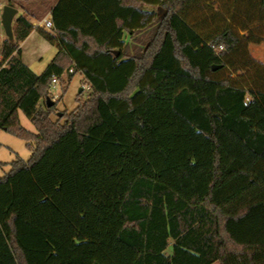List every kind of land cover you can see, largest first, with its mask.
I'll list each match as a JSON object with an SVG mask.
<instances>
[{"label":"trees","instance_id":"1","mask_svg":"<svg viewBox=\"0 0 264 264\" xmlns=\"http://www.w3.org/2000/svg\"><path fill=\"white\" fill-rule=\"evenodd\" d=\"M24 1L7 0L26 14L2 45L0 131L31 156L0 177V264H264V0ZM48 10L57 52L36 73L20 43ZM77 71L91 91L54 121L52 75Z\"/></svg>","mask_w":264,"mask_h":264},{"label":"rangeland","instance_id":"2","mask_svg":"<svg viewBox=\"0 0 264 264\" xmlns=\"http://www.w3.org/2000/svg\"><path fill=\"white\" fill-rule=\"evenodd\" d=\"M220 1H223L227 4L228 0H212L211 5H215V9H222L225 11V7L221 4ZM237 4H245L244 0H236ZM1 5L7 4V0H0ZM247 5V4H246ZM245 5V6H246ZM224 7V8H223ZM258 8V5H257ZM44 9V7L42 8ZM148 9L154 10L157 14H162L165 12V9L162 8L159 4L149 5ZM0 7V15H1ZM28 16V15H27ZM46 14L44 15V17ZM43 17V18H44ZM31 20L32 17L28 16ZM15 22V21H14ZM14 26V25H13ZM253 29V34L257 38H264V21H261L260 18L254 22L251 26ZM247 34V32H242ZM3 38H7L5 34V29L0 23V48L3 44ZM22 53L21 57L27 65L31 67L36 73H41L46 66L51 62L53 57L57 52V47L46 40L40 32L35 29L33 33L25 40L22 44ZM249 51L251 56L262 63L264 66V41L261 43H251L249 44ZM67 72L63 74V81L53 87L50 85L49 94L54 93L58 95V99L55 105V108L50 114V118L54 121L61 120L64 121V115L66 112L73 111L79 104V100L85 101L91 91L90 84L85 79L84 74L81 71H77L70 81L67 80ZM83 88V92H80V89ZM47 104L42 102L40 109L46 111ZM59 113H62V116H59ZM164 112H161V116H166ZM21 123L27 129L36 132V128L33 122L22 112H19ZM18 156L24 159H28L31 156V151L26 145V141L21 139L7 131H0V161L5 162L3 166H0V177L4 176L11 168V162L15 160Z\"/></svg>","mask_w":264,"mask_h":264},{"label":"water","instance_id":"3","mask_svg":"<svg viewBox=\"0 0 264 264\" xmlns=\"http://www.w3.org/2000/svg\"><path fill=\"white\" fill-rule=\"evenodd\" d=\"M18 13V9L14 6L5 4L2 8V13L0 15V23L3 25L5 29V34L7 38L14 39V32H13V22L16 14ZM83 88L80 89V92ZM54 101L47 97L46 104L48 107L54 105ZM59 116H62V113H59Z\"/></svg>","mask_w":264,"mask_h":264},{"label":"crops","instance_id":"4","mask_svg":"<svg viewBox=\"0 0 264 264\" xmlns=\"http://www.w3.org/2000/svg\"><path fill=\"white\" fill-rule=\"evenodd\" d=\"M46 1L47 0H25L24 1V4H25V6L26 7H29L30 9H32V10H37V11H42V12H45V10H46V6H45V4L44 3H46ZM55 2L57 1V0H54ZM0 4H1V2H0ZM44 7V9H42ZM148 7V6H147ZM16 8L18 9V13L16 14V16H15V18H14V21L16 20V18H17V16H19V15H21V14H26V11H25V9L23 8V7H20V6H16ZM1 11H2V9H1ZM32 17V16H31ZM44 18H47V19H51L52 21H53V19H52V14H51V11L50 10H48V12L46 13V16L44 17ZM43 19V18H42ZM37 20H41V19H38V18H35V17H32V19H31V21L34 23L35 21H37ZM13 25H14V22H13ZM35 29H37V27H35ZM34 29V30H35ZM33 30V31H34ZM33 31L30 33V35L33 33ZM48 31V30H47ZM54 31V30H53ZM29 35V36H30ZM28 36V37H29ZM28 37L25 39V40H27L28 39ZM24 40V41H25ZM3 41H4V38H3ZM24 41H22L21 43H20V46H21V44L24 42ZM3 45V44H2ZM56 46V45H55ZM1 50H2V47L0 48V52H1ZM21 50H22V47H21ZM24 61V60H23ZM27 64V63H26ZM5 131V130H4ZM213 264H220L219 262H215V263H213Z\"/></svg>","mask_w":264,"mask_h":264},{"label":"built area","instance_id":"5","mask_svg":"<svg viewBox=\"0 0 264 264\" xmlns=\"http://www.w3.org/2000/svg\"><path fill=\"white\" fill-rule=\"evenodd\" d=\"M4 5H1L0 4V7L1 9L3 8ZM34 26L35 27H42L48 31H53L55 29V25L53 23V21L51 19H47V18H43L41 20H37L35 21L34 23ZM0 59H2V53L0 52ZM74 70V66L70 68V72H73ZM60 76L56 75V74H53L52 75V78H51V84L50 85H53V87H56V85L60 82ZM50 99H52L54 102L57 101L58 99V95L57 94H54V93H51L49 96ZM47 97H44L42 98L41 100V103L42 102H45L46 103V99Z\"/></svg>","mask_w":264,"mask_h":264}]
</instances>
